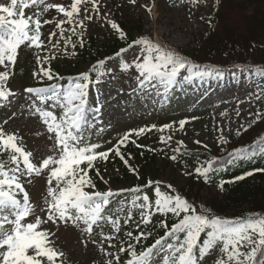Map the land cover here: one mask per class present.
<instances>
[{
    "label": "snow or ice",
    "instance_id": "6c2138e0",
    "mask_svg": "<svg viewBox=\"0 0 264 264\" xmlns=\"http://www.w3.org/2000/svg\"><path fill=\"white\" fill-rule=\"evenodd\" d=\"M128 2L135 5L136 0ZM184 2L185 0H180V3ZM197 2L198 0H191L192 4ZM33 8L35 11L32 14H25V9ZM50 9H55L57 13L67 18L57 24L61 29V36L64 35L65 23L70 25L68 31L74 35L76 28L81 29L78 35L81 47L84 46L83 32L87 30L89 24L98 21L109 25L119 38H127L125 31L109 17L108 12H101V0H71L67 6L46 3V0H9L7 5L0 4V67L9 69L15 66L21 45L26 44L35 49L43 48L40 16ZM50 22L43 21L44 24ZM55 35L56 33H50L48 40L51 42ZM65 40L66 48L71 37H65ZM72 47L75 49L76 44L72 43ZM131 48H138L139 53L131 62L126 61L124 65L119 66L120 70L133 71L136 74L138 93L153 97L154 103L162 108L171 103L175 91L178 89L182 91L185 84L191 85L198 80L203 82L205 78L222 77L221 70L190 63L178 52L155 44L148 38L132 40L128 45V49ZM128 49H121L120 52L124 53ZM51 58L53 57L37 56V64L40 67L38 72H33L34 77H46L48 80L59 78L58 74L54 75L50 68L43 66L42 61L47 62ZM105 63L104 60L97 61L92 67V72L96 73L95 81L91 72H85L71 80L67 88L50 85L24 89V93L29 94L31 100L27 105L28 114L37 117L46 127L48 139L53 141L51 148L53 155L34 160L33 153L18 143L22 140L21 137L16 133L5 132L0 127V155L8 154L7 160H0V264H63L61 258L64 253L54 246L51 239L55 233L42 228V225L51 223L59 226L61 223L69 222L87 234L89 239L95 229L100 230L101 250L105 256L113 257L106 260L105 264H113L114 261L115 264H120L118 253L124 252L130 257L126 264H153V257L161 252L163 264H201V261L213 252L217 253L216 264H264V216L256 214L254 217L249 216L241 220L221 218L213 215L210 208L201 206L198 209L195 203L176 192L171 184L166 185L168 192L162 191L160 186L164 182L160 180H149L143 186L116 191L111 188L104 192L95 190L94 177L89 175L90 171L95 169L96 177L103 179L96 162L107 161L110 155L114 154L128 165V159L120 148L126 146L125 142L129 141L133 134L131 131L126 133L115 145L106 150H100L102 144L91 142V135H86L93 124L99 121L98 114L102 108V105H97L93 113L89 114L88 91L93 82L100 83L111 71L104 67ZM10 74V71H0V107H3L5 102L11 104L13 101L10 97L17 95L7 87ZM257 98L259 99V96ZM57 109H60L59 115ZM256 119H261L259 111L256 113ZM188 122L187 119L180 120L179 130L183 131ZM176 123L173 121L162 125L158 130L162 133L165 130H173ZM156 127L152 125L141 128L135 130V134L139 135ZM244 130L247 131L246 128ZM99 131H103V128ZM160 139L161 143L167 144L172 140V136H161ZM131 142L135 143L134 140ZM220 142L226 143L223 135ZM194 143L201 145L202 142L196 140ZM178 144L184 146L183 141H178ZM136 146L144 147L138 144ZM202 147L208 146L203 144ZM173 151L180 154V147ZM257 153L264 154V140L248 148L234 150L230 153L228 163L253 159ZM168 159L176 162L177 155H172ZM217 165L218 161L212 158L198 164L194 171L198 177H204L205 183H209L210 175L217 171ZM129 167L139 178L137 170L130 165ZM183 174L187 176L192 173L185 171ZM252 174L251 171L246 173L249 176ZM42 175H46L47 196L44 199L46 207L37 211L36 206L30 202L24 182L26 180L27 183H32V176ZM224 183L226 182H220L221 189ZM144 189H151L152 195L150 196ZM123 193L133 194L128 202L130 207L111 210L109 205L113 197ZM137 212L139 215L137 229H140L141 223L152 224L155 215L175 217L176 222L169 227L167 220L159 221L160 226L165 229V235L140 252L135 250L131 242H127L125 247L126 241L123 240L117 247L112 241L120 233L122 223L128 225ZM30 216L33 217L32 220L27 219ZM105 226L111 227V234L104 232ZM125 235L129 241L135 240L139 244L141 239L151 235V232L145 233L140 230L138 235L134 236L132 231H127ZM202 235L206 237L203 241ZM104 241L108 242V249L114 248L116 251L104 249ZM83 242L87 244L88 241Z\"/></svg>",
    "mask_w": 264,
    "mask_h": 264
},
{
    "label": "rangeland",
    "instance_id": "374dc122",
    "mask_svg": "<svg viewBox=\"0 0 264 264\" xmlns=\"http://www.w3.org/2000/svg\"><path fill=\"white\" fill-rule=\"evenodd\" d=\"M8 3L9 0H0V4L7 5ZM46 3L67 6L70 5L71 0H46ZM215 5H217V0H198L196 4H192L191 0H185L184 3H180V0H136L135 5L130 4L128 0H101V12H108L112 20L119 25L123 24L125 33H129V28L140 27L139 31L134 30L131 33L134 39L148 38L162 47L178 53H186L195 45L198 36L204 31V23L210 20ZM221 5L219 17L226 18L230 23L237 22L239 14L246 7V4H232L230 0L222 2ZM34 11L35 8L25 9V14L30 15ZM40 19L43 30L41 36L43 48L31 50L35 55L31 69L27 71L17 69L16 64L20 62L9 69L0 67V71H10V88L17 94L15 97H10L13 101L11 104L5 102L4 106L0 107V127L5 132L16 133L18 137H21L22 140L18 143H21L25 150L33 153L34 160L54 154L51 151L53 141L48 139L49 134L46 127L37 117L30 116L27 111V105L31 103V100L29 94L24 93V89L36 85L48 87L54 82V79L48 80L46 77L33 76V72H38L40 67L37 64V56L53 57L47 62L42 61L43 66L55 71L64 79L70 76L74 79L81 73L91 71L97 61L104 56L103 44H107L111 38L118 36L109 25L102 21L91 23L83 32L84 46L81 47L78 39L81 33L80 28H76V35H74L68 31L70 25L65 23L63 25L64 35L61 36V29L57 27V24L60 20L67 18L57 13L55 9L43 12ZM44 20L51 22L44 24ZM50 33H56L51 42L48 40ZM69 36L71 41L67 42L65 48V37ZM90 42L94 44L93 47L88 45ZM72 43L76 44L75 49ZM21 51L23 47L19 50L17 59ZM79 52L82 54L79 55ZM138 53V48L128 49L123 54V61L131 62ZM103 60L106 61L105 68L111 71L102 78L100 83L93 82L88 91L89 114L93 113L97 105H102V108L98 114L99 121L93 124L86 135H91V142L102 144L100 150H106L131 131L133 134L126 142L132 144V153L136 155L145 147H148L149 155L151 152L155 153L147 164L146 179L147 182L149 180L163 181L164 183L160 186L162 191H169L166 185L171 184L178 192L189 179V175L183 174L185 171L189 172L187 164L179 167L169 164V147L179 145L178 141H183L185 147L202 148L211 154L223 153L227 151V148L222 146L234 144L232 142L237 130L241 131L242 128L250 125L256 119L258 111L261 118L264 116V76L246 75L240 72L233 76L229 72H222V77L218 79L205 78L203 82L198 80L191 85L185 84L182 91L179 89L175 91L171 103L162 108L154 103L153 97L138 93L136 74L133 71L120 73V63L116 59ZM187 60L192 63L189 59ZM224 60H226L225 56ZM239 66L235 67L239 68ZM217 69L220 70V68ZM68 85L69 82L64 83L63 87L67 88ZM56 111L59 115L60 109ZM192 117H197V119H191ZM182 119L189 121L183 131L179 130L178 124ZM5 121L7 123H4ZM173 121L177 122L173 130H165L163 133L158 130L160 126ZM152 125L157 127L139 135L135 134V130ZM100 128H103V131H99ZM168 135L172 136V140L167 144L161 143V136L167 137ZM221 135L226 143L220 142ZM133 140L135 143L131 142ZM196 140L201 141V145L194 143ZM137 144L144 147H137ZM203 144L208 147H202ZM149 149H155V151ZM7 159L8 154L0 155V160ZM96 163L103 179L96 177L95 169L90 171L89 175L94 177L97 191L104 192L109 188L114 191L129 189L141 183L143 176L141 169H137L139 178L133 171L126 173L121 167V161H118L114 154L110 155L107 161L98 160ZM31 180L32 183H27L25 180L26 191L29 193L30 202L39 211L40 208L46 207L44 204L47 196L46 175L32 176ZM144 191L147 190L144 189ZM132 195V193H123L113 197L109 208L111 210L129 208L128 202ZM199 195L202 198L215 195V189L213 187L203 188ZM137 217H139L138 212L128 225L122 223L121 231L112 241L113 244L119 247V242L123 240L126 241L125 247H127V242L130 241L125 233L136 229V223L139 222ZM27 219L32 220L33 217L30 216ZM42 228L50 229L55 233L51 239L54 241V246L64 253L61 258L63 264H105L106 260L113 259V257L105 256L101 250L99 229H95L93 236L89 239L87 234L82 233L70 222L61 223L59 226L48 223L42 225ZM104 232L111 234V227L105 226ZM85 240L88 241L87 244L83 242ZM93 240L96 242L93 243ZM107 244V241L103 242L104 249L111 252L116 251L114 248L108 249ZM118 254L121 264H126L130 259L124 257L122 253ZM162 255L163 252L156 255L153 258V264H162ZM208 257L201 264H212L213 256L208 255Z\"/></svg>",
    "mask_w": 264,
    "mask_h": 264
},
{
    "label": "trees",
    "instance_id": "16d2710c",
    "mask_svg": "<svg viewBox=\"0 0 264 264\" xmlns=\"http://www.w3.org/2000/svg\"><path fill=\"white\" fill-rule=\"evenodd\" d=\"M224 1L226 0H219L215 5L211 14V23L206 24L205 30L198 36L195 45L184 54L200 64H219L223 67H232L237 63L242 66H261V68L250 72L264 73V0H230L232 4H246V7L239 14L238 21L233 23L228 22L224 17H219L222 9L221 4ZM134 30L139 31L140 27L129 28L126 39L115 37L111 38L107 44H103V54L107 57L119 54L120 50L128 46L133 40L131 33ZM89 44L90 47L94 45L92 42ZM31 50L32 48H28L25 44L20 63L16 65L17 69L22 71L31 69L33 66L31 63L34 60L33 54L28 57V52L31 53ZM224 56L226 60H224ZM222 59L224 61H221ZM243 70L248 72V69L244 68ZM91 74L94 79L96 73L91 71ZM9 85L10 80L7 82V87ZM245 128L247 131L244 130ZM245 128L239 132L233 141L234 144L222 146L227 148V151L223 153L211 154L198 147H180V154L173 150L170 152L171 155L169 156L177 155V161L170 160V163L176 166L182 163L190 165L192 174L179 190V194L195 203L198 209L201 206L210 208L213 215L229 220L247 219L256 214L264 216V171H256L257 169H264V154L257 153L253 159L235 160L228 163L230 153L234 150L248 148L258 141L264 140V116L259 120L255 119L251 125ZM125 145L121 146L120 151L128 159V165L121 161V167L127 173L132 172L129 165L136 170L140 168L143 173L142 184L139 183L137 186H143L147 182L145 178L148 169L147 164L154 155L153 153L149 155L146 149L135 155L132 153V145L128 143ZM212 158L218 161L217 171L210 175V182L205 183L204 177H198L194 169L198 164H203ZM250 171L253 174L246 175ZM240 176L244 178L236 179ZM221 181L226 182L223 189L219 187ZM208 186H213L216 194L202 198L199 193ZM161 220H167L169 227L176 222L175 217L155 215L152 224L144 225L141 223L140 229L133 231L134 236L138 235L140 230L145 233L151 232V235L142 238L139 244L135 240L130 241L137 252L153 245L155 240L165 235V229L159 224ZM205 238L202 235L201 240L203 241ZM123 255L129 257L127 252H124ZM214 264H216V260Z\"/></svg>",
    "mask_w": 264,
    "mask_h": 264
}]
</instances>
